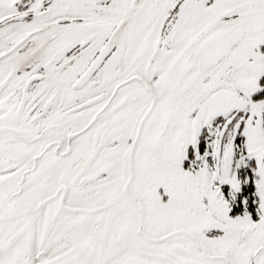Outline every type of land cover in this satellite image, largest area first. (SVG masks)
I'll use <instances>...</instances> for the list:
<instances>
[{"label":"snow or ice","instance_id":"snow-or-ice-1","mask_svg":"<svg viewBox=\"0 0 264 264\" xmlns=\"http://www.w3.org/2000/svg\"><path fill=\"white\" fill-rule=\"evenodd\" d=\"M0 264H264V0H0Z\"/></svg>","mask_w":264,"mask_h":264}]
</instances>
